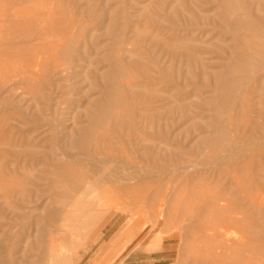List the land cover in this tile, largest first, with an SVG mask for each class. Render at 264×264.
Returning a JSON list of instances; mask_svg holds the SVG:
<instances>
[{
	"label": "rangeland",
	"instance_id": "1",
	"mask_svg": "<svg viewBox=\"0 0 264 264\" xmlns=\"http://www.w3.org/2000/svg\"><path fill=\"white\" fill-rule=\"evenodd\" d=\"M237 5L236 14L226 13L221 0H0V178L5 175L0 179L5 188L0 186V191L7 194L0 197V225L5 229L0 232L8 240L12 234L14 240L0 247L5 262L20 264L25 253L27 261L37 264L40 253L27 244V237L34 239L37 224L50 221L44 218L51 209L59 212V220L49 222L57 231L49 235L43 264H50L51 252L59 251L74 264H126L132 254L140 260H159L165 254L171 264H206L207 251L215 248L207 228L213 224V230L221 228L228 214L220 212L237 210L243 213L238 216L242 222L229 225L225 238L247 245L236 248L228 242L229 250L221 254V260L228 264V255L237 259L243 255L249 264H264V19H259L264 16V0H237ZM238 15L245 16L247 23L233 30ZM155 40L190 49L198 62L172 59L155 46ZM66 44L76 45V58L70 62L62 55ZM116 63L122 69L124 104L108 112L127 114L132 122L112 135V118L102 121L99 114L107 105L105 83ZM44 75L52 86L40 88L45 99L43 95L36 101L30 97L31 90ZM29 83L36 84L34 89ZM135 85L146 88L141 91L150 97L131 99L127 91L137 89ZM178 103L184 110L166 111L165 107ZM158 114L159 120L152 124L150 117ZM87 132L94 137L107 135L88 142ZM139 134L143 139L155 137L152 143L160 146L156 153L163 147L159 151L163 163L140 165L153 174L140 172L129 186L142 188L127 195L121 190V194L119 184L109 180L121 165L117 168L104 156L127 151L125 155L137 159L139 152L134 153L128 141H135ZM107 136L112 140H106ZM247 140L252 143L246 146ZM29 141L34 143L30 152ZM165 149L173 150L172 161L166 152L167 161L163 160ZM181 159L186 161V173L160 172L180 168ZM36 169L38 173L33 174ZM15 182L44 194L27 187L24 196L20 189L14 194L18 199L11 193L17 190L13 186L11 191ZM89 187L94 189L90 195L84 192ZM111 187H118V193ZM102 204L103 212H97ZM6 205H14L13 210H22L27 217L10 222L13 210ZM208 212L220 214L212 217L213 224Z\"/></svg>",
	"mask_w": 264,
	"mask_h": 264
},
{
	"label": "bare ground",
	"instance_id": "2",
	"mask_svg": "<svg viewBox=\"0 0 264 264\" xmlns=\"http://www.w3.org/2000/svg\"><path fill=\"white\" fill-rule=\"evenodd\" d=\"M221 3H222V6H223V8L225 9V12L226 13H238V5H237V0H221ZM247 11H250V10H248L247 9ZM247 14V13H246ZM260 17V16H259ZM263 17V18H262ZM261 18H259L260 20L261 19H264V16H262ZM250 18V17H249ZM246 20V18H245V16H243V15H238L237 16V18H236V20L232 23V28H233V30L235 29V30H237V29H239L241 26H242V24H243V22ZM251 22V21H250ZM262 22V21H261ZM264 22V21H263ZM246 23H247V20H246ZM246 23H244V25H247ZM252 23V22H251ZM254 23V22H253ZM250 24V23H249ZM263 25H264V23H263ZM221 26V25H220ZM248 26V25H247ZM251 25H249V29L250 30H254L255 29V27H250ZM255 26H256V24H255ZM248 29V28H247ZM229 30V29H228ZM246 30V29H245ZM257 31H258V27H257ZM230 32V31H229ZM248 33H250V31H248ZM251 36V35H250ZM255 36V35H254ZM77 43V42H76ZM74 44V43H73ZM154 44H155V46H157V47H161V49H162V51L163 52H165L166 54H168V56H170L172 59H174L175 57H181V58H183V60L184 61H187L188 62V64H191V63H197L198 62V60H197V58L193 55V53L190 51V49H188V48H181L180 46H178L177 44H171V43H166V42H164V41H160V40H155L154 41ZM74 48H76V45H68L67 46V44H66V47L64 48V50H63V52H62V55H63V59L65 58L66 60H67V62H70V61H72L73 59H74V57H75V55H74V53H75V51H74ZM262 49H264L263 47H262ZM76 50V49H75ZM82 50V49H81ZM76 51H78V50H76ZM84 52H85V50H83ZM264 50H262L261 52H263ZM35 54V53H34ZM56 54H58V53H56ZM85 54V53H84ZM235 54V53H234ZM60 55V54H59ZM38 56V55H37ZM237 56V55H236ZM244 56V55H243ZM247 56V55H246ZM85 57V56H84ZM88 57H90V56H88ZM261 57V56H260ZM34 58V57H33ZM36 58V57H35ZM76 58V57H75ZM93 58V57H92ZM263 58V57H262ZM60 59V58H59ZM62 59V58H61ZM247 59V58H246ZM264 59V58H263ZM35 60H37V59H35ZM69 60V61H68ZM89 61H90V59H88ZM31 61V60H30ZM38 61V60H37ZM63 61V60H62ZM35 63H36V61H34ZM64 62H66V61H64ZM29 63V62H28ZM32 63V62H31ZM31 63H29V64H31ZM51 63V62H50ZM80 64H82V63H80ZM247 64V63H246ZM264 64V63H263ZM33 65V64H32ZM38 65V64H37ZM76 65V64H75ZM79 65V64H78ZM86 65H88V64H86ZM92 64H90V66H91ZM29 66H31V65H27L26 66V68L27 67H29ZM73 66V65H72ZM32 67V66H31ZM36 67V66H35ZM47 67H48V65H47ZM54 67V66H53ZM68 67H70V66H68ZM32 68H34V65H33V67ZM32 68H31V70H32ZM67 68V67H66ZM73 68H76V67H73ZM68 69V68H67ZM78 69V68H77ZM76 69V70H77ZM25 72H27L26 71V69H25ZM29 72H30V68H28V74H29ZM49 72V71H48ZM56 73L58 72V71H55ZM71 72H73L72 70H71ZM70 72V73H71ZM85 72H86V70H85ZM23 73H24V71H23ZM31 73V72H30ZM33 74H34V72H32ZM40 73H42V72H40ZM19 74H20V72H19ZM33 74L29 77V80H30V78H32L33 79ZM46 74H47V72H46ZM110 74V75H109ZM108 74V81H106V85H107V97L105 98L106 99V101L105 102H107V105H105V107H101V110H100V114H99V117L102 119V121L103 120H105V117H107V119H108V116H109V118L111 117L112 118V122H113V124H115V127H114V129H112V135L114 134V135H116V134H119L118 132H117V130H120L121 128H120V126H123V125H130V123L132 122L131 120H130V118L128 117V115L127 114H124L123 116H118L117 114V116H113V114H110V112H108V110L109 109H111V108H113V107H117V106H119V105H122V104H124V95H123V93H124V89H123V85H122V83H120L121 81H120V77L122 76V69H121V67L119 66V64H115V66L114 67H112V69H111V71H110V73ZM22 75V74H21ZM26 74L24 73V76H25ZM74 75H76V74H74ZM85 75V74H84ZM27 76V75H26ZM77 76V75H76ZM79 76V75H78ZM77 76V77H78ZM18 77V76H17ZM39 77V76H38ZM46 77H48V76H43L42 78H45V79H43V81H41V83H36L37 81H38V79H37V81L35 82V81H33L34 83H36L35 85H36V87L37 88H35L34 89V86L32 85V86H30V83H29V85L28 86H30V87H33V89L34 90H31L32 92H31V94H30V90L28 91L29 92V94H30V97L31 96H33L35 99H36V101L38 100V97H40V96H43L44 95V93H43V91H40L39 89L41 88V90H42V87H45L48 83L47 82H49V81H47L48 79H46ZM61 77V76H60ZM87 77V76H86ZM21 79H23L22 77H20ZM25 79L27 78V77H24ZM32 79H31V82H32ZM50 79V78H49ZM58 79V78H57ZM24 80V79H23ZM28 80V79H27ZM27 80H25V81H27ZM28 80V81H29ZM69 79H66V81H68ZM77 80V79H76ZM80 80H81V77H80ZM101 80V79H100ZM102 80H104V79H102ZM25 81H22V83L23 82H25ZM39 81H40V79H39ZM64 81H65V79H64ZM88 81V80H87ZM21 82V81H20ZM96 82H98V81H96ZM104 82V81H103ZM27 83V82H26ZM91 83V82H90ZM28 84V83H27ZM27 84H25V85H27ZM32 84V83H31ZM54 84H57V86H55V87H60L59 85L60 84H58V82L57 83H54ZM62 84H65L64 82L62 83ZM22 85V84H21ZM25 85L23 84V86L25 87ZM49 86L51 85L50 83L48 84ZM47 85V86H48ZM79 85H80V83H79ZM49 86L47 87V88H49ZM52 86V85H51ZM64 86V85H63ZM66 86H67V83H66ZM70 86V85H69ZM74 86V85H73ZM90 86V85H89ZM136 86V88L137 89H140V90H137V89H135V88H132V89H130L129 91H127V94L131 97V99H141L142 97H150V95L149 94H147L148 92H142L141 90H143V89H145V90H147L146 88H144V87H142L141 85H135ZM231 86V85H230ZM91 87V86H90ZM46 88V89H47ZM57 88V89H58ZM68 88V87H67ZM66 88V90H68ZM71 88H72V86H71ZM29 89H32V88H29ZM44 89V88H43ZM174 89V88H173ZM57 91V90H56ZM65 91V90H64ZM75 91H77V90H75ZM47 93H50V92H47ZM68 93V92H67ZM74 93V92H73ZM85 93V92H84ZM70 94V93H69ZM83 94V93H82ZM86 94V93H85ZM120 94H122L123 96H121ZM65 95V94H64ZM67 96V95H66ZM79 96V95H78ZM85 96V95H84ZM104 96V95H103ZM32 97V100H31V102L33 101L34 103H35V99ZM43 97H41L40 98V100L42 99ZM64 98V97H63ZM62 97H61V99H63ZM66 98V97H65ZM64 98V99H65ZM43 99H45V95H44V98ZM42 99V100H43ZM32 102V103H33ZM58 102H60V101H58ZM103 103V102H102ZM37 104V103H36ZM59 104V103H58ZM44 106V105H43ZM38 107H39V105H38ZM45 107V106H44ZM55 108H57V106L55 107ZM54 108V109H55ZM184 108H185V106L181 103V104H175L174 106H172V107H169V106H167V107H165V109H166V111L167 110H175V109H179V110H181V109H183L184 110ZM39 109H40V107H39ZM45 110V109H44ZM157 110H158V108H157ZM39 112H40V110H39ZM55 112H56V109H55ZM98 112V111H97ZM116 112V111H115ZM119 112V111H118ZM120 112H121V110H120ZM113 113H114V111H113ZM122 113V112H121ZM39 114H41V113H38V116H39ZM122 115V114H121ZM264 115V114H263ZM46 118L48 117V116H45ZM44 117V118H45ZM50 117V116H49ZM173 117V116H172ZM39 118V117H38ZM159 118H160V115L158 114V115H152L151 117H150V119H149V121L151 120V123L153 124H155L156 123V121H158L159 120ZM43 119V118H42ZM48 119H50V118H48ZM35 120V119H34ZM45 120V119H44ZM148 121V122H149ZM171 122V121H170ZM173 122V121H172ZM150 123V122H149ZM149 123H146V124H149ZM166 123H167V121H166ZM94 124V123H93ZM152 124L150 125V127H152ZM110 125V124H109ZM42 126V125H41ZM45 126V125H44ZM166 126H168V124L166 125ZM51 127V126H50ZM120 129H119V128ZM149 127V126H148ZM154 127V126H153ZM165 128V127H164ZM144 129V128H143ZM122 130V129H121ZM152 130V129H151ZM151 130H150V132H151ZM166 130L168 131V128H166ZM49 131V130H48ZM51 131V130H50ZM54 131V130H53ZM128 131H130V130H128ZM146 131V130H145ZM166 131V132H167ZM36 132V131H35ZM103 131H101V133H102ZM121 134H120V136H122L123 134H122V131H119ZM138 132H139V130H138ZM165 132V133H166ZM32 133V132H31ZM37 133V132H36ZM54 133L56 134V132L54 131ZM97 133V132H96ZM100 133V134H101ZM124 133V132H123ZM152 133H154L153 132V130H152ZM158 133H160V132H158ZM164 133V134H165ZM177 133V132H176ZM54 134V135H55ZM99 134V135H100ZM178 134V133H177ZM96 135H98V134H96ZM98 135V136H99ZM101 135H103V134H101ZM101 135H100V137H101ZM106 133L103 135L104 137H106ZM109 135V134H108ZM159 135V134H158ZM84 136L86 137V140H88V142H90L92 139H98V136L97 137H94L93 136V134L91 133V132H87V133H85L84 134ZM102 136V137H103ZM111 136V135H110ZM99 137V138H100ZM109 136H107V139L106 140H112L111 139V137H109ZM168 137H169V134H168ZM173 137V136H172ZM176 137V136H175ZM174 137V138H175ZM114 138V137H113ZM124 138V137H123ZM126 138V137H125ZM174 138H173V140H174ZM77 139V138H76ZM103 139V138H102ZM147 139H149L148 141H149V143H147L146 144V140ZM176 139V138H175ZM37 140V139H36ZM39 140H41V139H39L38 138V140H37V142L39 141ZM101 140V139H100ZM103 140H105V138L103 139ZM105 140V141H106ZM156 139H155V137L154 136H148V135H146V137H144V139H143V137H141L140 136V134H139V136H138V139H136L135 141H128V143L131 145V150L134 152V153H136V152H139V153H137L138 154V156H137V159H134V160H132L131 158H129V157H131V156H129V155H125V154H128L127 153V151L125 152V153H118L115 157L114 156H112L111 154H110V156L109 155H107L105 152V155L106 156H104L103 158L104 159H108V160H110L111 159V161H113L114 162V164L115 165H117L116 167L118 168V166L119 165H121L120 167V170H114L113 172H111L110 173V176H109V180L111 181V182H113V181H115V182H117V184H119V188H120V191L122 190L123 192H126V194L125 195H127V193L129 194V192L133 189L134 191L136 190L137 191V189L139 188L140 189V187H139V185L138 184H136V185H138L137 187H136V185H134V188H136V189H134L133 188V186H129V183L130 182H132V181H134V180H138V178H140V172L141 173H144V174H146L147 176L148 175H152L153 174V171L151 172V171H147V170H144L143 168H141L140 167V165L141 166H147V165H153V166H156V165H159V164H161L162 165V161L160 160V149L161 148H163V147H161L160 149H159V151L156 153V151L158 150V148L160 147L159 145H155V143L153 144L152 142H154ZM57 141V140H56ZM70 142V141H69ZM92 142V141H91ZM239 142V141H238ZM36 143V142H35ZM57 143V142H56ZM94 143H96V142H94ZM135 143V144H134ZM250 143H252L251 141H245L244 142V144L247 146V144H250ZM32 144V143H31ZM31 144H30V141H29V143H28V146H30V148L31 149H29V147H28V150H29V152H30V150H32L34 147L33 146H31ZM34 144V143H33ZM32 144V145H33ZM37 144V143H36ZM35 144V145H36ZM132 144H134L135 146H133ZM34 145V146H35ZM41 146H42V143L40 144ZM39 145V146H40ZM78 145H81V143H78ZM245 145H241L242 147L243 146H245ZM38 146V145H37ZM82 146H86V144L85 143H83L82 144ZM133 146V147H132ZM156 146H158V148H156ZM33 147V148H32ZM63 147V146H62ZM166 147H167V145H166ZM169 147V146H168ZM237 147V146H236ZM240 147V146H239ZM36 148V147H35ZM42 148V147H41ZM40 148V149H41ZM171 148V147H170ZM235 148V147H234ZM238 148V147H237ZM237 148H235V149H237ZM250 148V147H249ZM38 149H39V147H38ZM82 149H84V148H82ZM168 149V148H167ZM246 149V148H245ZM251 149V148H250ZM35 150H37V148L35 149ZM170 150V149H169ZM169 150H167V151H169ZM234 149H231L229 152H227L228 154H231L232 153V151H233ZM252 150V149H251ZM34 151V150H33ZM41 151H45V152H43V153H46L47 151H46V149L44 150V149H42ZM171 151H173L172 149L169 151V152H166V149L165 150H163V152H162V157H163V160L164 159H166L167 157H165L164 158V156H166V154H168V158H170L169 159V161L171 160L172 161V156H171ZM239 151V150H238ZM35 152V151H34ZM109 152V151H108ZM164 152H166V154L164 153ZM231 152V153H230ZM246 152V151H245ZM33 153V152H32ZM110 153V152H109ZM163 153H164V156H163ZM176 153V152H175ZM247 153V152H246ZM35 154V153H34ZM38 154V153H37ZM50 154V153H49ZM173 154V153H172ZM234 154V153H233ZM238 154V153H237ZM241 154H243V153H241ZM175 155L176 154H174V157H175ZM100 156V157H99ZM99 158H101L102 157V154L100 155L99 154ZM129 156V157H128ZM232 156V155H231ZM226 157V156H225ZM224 157V158H225ZM82 159H83V157H81ZM115 158V159H114ZM217 158V157H216ZM223 158V159H224ZM24 159V158H23ZM23 159H22V161H23ZM44 159H45V157H44ZM77 159H79V158H77ZM85 159H87V158H85ZM230 159V158H229ZM233 159V158H232ZM232 159H230V160H232ZM1 161H2V159H0ZM43 160V159H42ZM74 160V159H73ZM235 160V159H234ZM90 161H93V160H90ZM97 161V160H96ZM165 161H167V159L165 160ZM168 161V162H169ZM229 161V160H228ZM3 162V161H2ZM102 162H103V160H102ZM162 162V163H161ZM14 163H16V162H14ZM87 163V162H86ZM106 163V162H105ZM170 164H171V162H169ZM3 164V163H2ZM1 164V165H2ZM13 164V163H12ZM22 164V163H21ZM174 164H177V159H175V161H174ZM179 164H181L179 167L180 168H173L172 169V172H170V170H168V169H161L160 170V172L161 171H166L167 173H175V171L176 172H179V171H181L183 174L184 173H186L187 172V167H186V161L184 160V159H181V161H179ZM22 165H24V162H23V164ZM78 165V164H77ZM36 166V165H35ZM39 168H40V166L39 165H37ZM28 167V166H27ZM41 167L42 168H44L42 165H41ZM31 169H35V168H31ZM30 169V170H31ZM47 169V168H46ZM50 169V168H49ZM54 169V168H53ZM52 169V170H53ZM148 169V168H147ZM157 169V168H156ZM6 170V172H7V174H8V171H7V169H5ZM51 170V171H52ZM150 170H152V169H150ZM2 171V170H1ZM34 172H33V174L34 173H38L37 172V169L36 170H33ZM36 171V172H35ZM43 171V170H42ZM13 172H15L14 170H13ZM180 172V173H181ZM63 173H65V172H63ZM155 173V172H154ZM2 173H0V175H1ZM16 174V173H15ZM60 174H62V171L60 170ZM31 175H32V173H31ZM38 175V174H37ZM39 175H41V174H39ZM44 175V174H43ZM3 177L5 176V175H2ZM2 176H1V178L0 179H2ZM29 176V175H28ZM42 176V175H41ZM45 176V175H44ZM145 176V175H144ZM30 177V176H29ZM28 177V178H29ZM5 178V177H4ZM10 178V177H9ZM10 179H12V178H10ZM15 179V178H14ZM27 179V178H26ZM33 179L35 180L36 179V177H33ZM16 180V179H15ZM19 179H17V181H18ZM22 180H24L25 181V179H23L22 178ZM22 180H20V182L22 181ZM28 180V179H27ZM26 180V181H27ZM36 181H38V180H36ZM14 182V181H13ZM19 182V181H18ZM28 182V181H27ZM121 182H125V185L124 184H122ZM16 183V185H14ZM15 183H13V185L11 184V186H12V188H11V191L12 190H14V187L15 186H17L18 187V184H19V187L17 188V187H15V190L16 191H13V192H11L13 195L18 191V189H20V190H22V196H24L23 194L25 193V191L23 192V190H24V188H27V187H29L28 185H27V187H20L22 184H20V183H17V182H15ZM40 183H42V181L40 182ZM105 183V182H104ZM23 184H25V183H23ZM71 184V183H70ZM106 184H108V183H106ZM10 185V184H9ZM58 185V184H57ZM76 185V184H75ZM121 185H123V186H121ZM1 186V185H0ZM3 186V185H2ZM1 186V187H2ZM14 186V187H13ZM81 186V184L79 185V187ZM109 186V185H108ZM112 186V185H111ZM8 188H9V191H10V187L9 186H7ZM30 187H32V186H30ZM29 187V189L31 190L32 188H30ZM79 187H78V189H79ZM2 188H5V186L4 187H2ZM112 189H114L113 187H111ZM118 187H116L115 189H114V192L117 194L118 192H116V191H119L118 189H117ZM142 188V187H141ZM7 189V188H6ZM5 189V191H7ZM29 189H26V190H29ZM33 189H35V192H37L36 190L38 189H36V188H33ZM132 190V191H133ZM121 191V194H123V192ZM129 191V192H128ZM0 192H2L1 193V195H0V197L2 196V197H5V195H7V194H4V192L3 191H0ZM61 192H62V190H61ZM84 192H85V194H92L93 192H94V189H93V187H89V188H85L84 189ZM6 193H9L8 191L6 192ZM18 193V192H17ZM20 193V194H21ZM38 194H39V192H37ZM43 193V192H42ZM41 192H40V194H42ZM113 193V192H112ZM131 194H132V192H130ZM134 193V192H133ZM39 194V195H40ZM44 194V193H43ZM17 195V198L19 199V195L18 194H16ZM16 195H14V197L16 196ZM28 195H30V193L28 194ZM27 195V196H28ZM119 195V194H118ZM21 196V195H20ZM21 196V199H23V198H25V197H22ZM69 196H70V194H69ZM7 197V196H6ZM11 197H12V195H11ZM16 198V199H17ZM12 200H13V198H12ZM24 200V199H23ZM27 200V199H26ZM21 202H23L22 200H21ZM36 202V201H35ZM68 202V201H67ZM219 203V202H218ZM23 204H24V202H23ZM32 204V203H31ZM66 204V203H65ZM68 204V203H67ZM9 205V204H8ZM8 205H6L7 206V208H8V210H9V207H11L12 208V210H13V208H14V205H13V207L10 205V206H8ZM30 205V204H29ZM215 206L217 205V204H214ZM5 206V207H6ZM25 206V205H24ZM32 206V205H31ZM76 206V205H75ZM103 204L102 205H100V208L98 209V208H96V209H98L97 210V212H103ZM1 208V207H0ZM10 208V209H11ZM17 208V207H16ZM40 208V207H39ZM77 208V207H76ZM160 208H161V210H163V206L162 205H160ZM3 209V208H2ZM1 209V210H2ZM66 209H67V207H66ZM15 210H17V209H15ZM15 210H13V212H10V215H9V221L11 222V221H23L26 217H27V214L26 213H24V211L23 212H21V211H15ZM19 210V209H18ZM28 210V209H27ZM40 210H42V209H40ZM39 210V211H40ZM231 210V209H230ZM235 210V209H234ZM234 210H232V211H234ZM32 211V210H31ZM35 211V210H34ZM37 211V210H36ZM236 211V212H235ZM234 212H220L221 213V215H223V213H226V214H228L227 216H223V217H225V219L222 221V223H221V225H222V227L221 228H218L217 226H216V229H212V227H213V223L215 222V217H216V215L218 214V215H220L219 213H217V212H208L209 214H208V216H209V218L208 219H210V218H212V217H214V219H213V222H212V220H211V223L213 224L212 226H210V229H208L207 228V232H208V239H212V241H213V244H211V246L213 245H215V248H212L213 250H211V253L209 252V251H207L208 252V256H206V257H211V259H208V258H204V260L205 261H207L208 263H206V264H209L210 262L209 261H211V263L210 264H220L221 263V261H222V263L224 264L225 262L223 261L224 259V255H222L221 256V254L222 253H224V251L226 250V251H228L229 249H228V240H226V234H227V229H228V227H229V225H238L239 224V222L242 220V219H240V218H238V216L242 213H240V212H238L237 210H235ZM3 212V211H2ZM30 212V211H29ZM27 213H28V211H27ZM40 213H41V211H40ZM45 213H46V216H45V218H44V220H46V221H49V222H57L58 223V220H59V212H55V211H53V210H51V209H47L46 211H45ZM64 213V212H63ZM6 214V213H5ZM8 214V213H7ZM1 215V214H0ZM213 215V216H212ZM242 215H243V213H242ZM222 217V218H223ZM34 218V217H33ZM1 220V219H0ZM159 220V219H158ZM158 220H157V225H158ZM49 222H46V223H44V224H37V227L35 228L36 230V233H37V236L36 237H34V239H31V237H27V240H28V245L30 246V247H32V249L34 248V247H36V248H38V251H39V256H38V261H37V264H43V261H44V259H45V257L47 256V249H48V238H49V235H50V233L52 232V227L49 225ZM242 222V221H241ZM56 223V224H57ZM9 224V223H8ZM14 224V223H13ZM79 225V224H78ZM217 225V224H216ZM53 226V225H52ZM80 226V225H79ZM35 227V226H34ZM215 227V226H214ZM218 228V229H217ZM4 229V226L3 225H0V230H3ZM7 229V228H6ZM10 229L11 230H13L14 231V227L13 226H10ZM18 229V228H17ZM55 229H56V227H55ZM5 230V229H4ZM222 230V231H221ZM225 230V231H224ZM54 231H57V230H53V232ZM224 231V232H223ZM11 232V231H10ZM19 232V231H18ZM1 234H0V247H3L4 245H6V243L5 242H7V241H11V242H13L14 240L12 239V234H10V235H8L9 236V240H8V238L6 237V235H5V232H3V231H1L0 232ZM29 233V232H28ZM57 233V232H56ZM23 235V234H22ZM23 236H25V235H23ZM66 238V237H65ZM209 241H211V240H209ZM23 242H24V240H23ZM66 242H67V240H66ZM234 241H232V242H229V243H233ZM210 243V242H209ZM236 243V244H235ZM235 243H233L232 244V247L234 246V245H237V247L236 248H239V247H246V245H245V243H244V241L243 242H235ZM25 245V244H24ZM210 247V246H209ZM27 248V247H26ZM25 248V249H26ZM31 249V248H30ZM207 249V248H206ZM214 249L216 250L215 252H217V251H220V252H218V253H220V254H218V253H216L217 254V256H221V257H219V258H216L215 256H216V254H215V252H214ZM247 249V248H246ZM4 249H2V251H3ZM210 250V249H209ZM245 250V249H244ZM248 250V249H247ZM226 251H225V253H226ZM233 251H234V249H233ZM239 251V249L237 250V252ZM241 251L243 252V249H241ZM214 252V253H213ZM242 252H239L240 254L242 253ZM236 253V252H235ZM245 253V252H244ZM17 254H18V252H17ZM212 254V255H211ZM213 254H215V256H214V259H212L213 257ZM227 254V253H226ZM243 254V253H242ZM246 254V253H245ZM2 255V254H1ZM63 255H64V253H63V251H59V252H57L56 254H54L53 255V253L51 252V262H50V264H74L73 262H70V261H67V259H65L64 257H63ZM232 257H234L235 259H237V257H236V255H231ZM245 256H247V255H245ZM228 257V260H229V258H230V262H228L227 260H225V261H227L228 262V264H236V263H238V261H241V260H243L242 259V257H243V255H242V257H241V259H240V257H239V259H237V260H235L234 258L233 259H231L232 257H230L229 255L227 256ZM227 257H225V259L227 258ZM10 258V257H9ZM246 258V257H245ZM248 258V257H247ZM8 259V258H7ZM221 259H223V260H221ZM209 260V261H208ZM213 260V261H212ZM221 260V261H220ZM246 260H249V258L248 259H244L243 260V262H239L240 264H244V261L246 262V264L248 263V261H246ZM235 261V262H234ZM204 262V261H203ZM226 262V263H227ZM221 263V264H222ZM0 264H8L7 262H5V260L3 259V257L2 256H0ZM20 264H33V262H29V261H27V258H26V255H25V253H23L22 254V257H21V262H20ZM194 264H196V261L194 262ZM249 264V263H248ZM251 264V263H250Z\"/></svg>",
	"mask_w": 264,
	"mask_h": 264
},
{
	"label": "crops",
	"instance_id": "3",
	"mask_svg": "<svg viewBox=\"0 0 264 264\" xmlns=\"http://www.w3.org/2000/svg\"><path fill=\"white\" fill-rule=\"evenodd\" d=\"M162 253H167L166 250H164V252ZM169 258H166L165 254L159 258V260H152V259H144V260H140V259H136L135 254L128 256V261L126 264H171L169 262H167Z\"/></svg>",
	"mask_w": 264,
	"mask_h": 264
}]
</instances>
